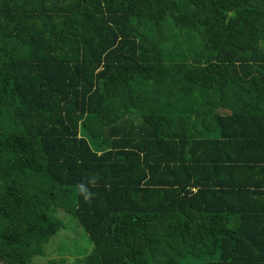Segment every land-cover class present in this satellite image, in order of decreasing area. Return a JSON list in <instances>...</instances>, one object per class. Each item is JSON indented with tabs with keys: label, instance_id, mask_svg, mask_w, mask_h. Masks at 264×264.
Listing matches in <instances>:
<instances>
[{
	"label": "trees",
	"instance_id": "trees-1",
	"mask_svg": "<svg viewBox=\"0 0 264 264\" xmlns=\"http://www.w3.org/2000/svg\"><path fill=\"white\" fill-rule=\"evenodd\" d=\"M53 209L73 264H264V0H0V264Z\"/></svg>",
	"mask_w": 264,
	"mask_h": 264
},
{
	"label": "rangeland",
	"instance_id": "rangeland-1",
	"mask_svg": "<svg viewBox=\"0 0 264 264\" xmlns=\"http://www.w3.org/2000/svg\"><path fill=\"white\" fill-rule=\"evenodd\" d=\"M52 213L62 227L48 240L42 257H35L30 264H73L74 259L86 254L90 243L77 221L59 209Z\"/></svg>",
	"mask_w": 264,
	"mask_h": 264
},
{
	"label": "clouds",
	"instance_id": "clouds-1",
	"mask_svg": "<svg viewBox=\"0 0 264 264\" xmlns=\"http://www.w3.org/2000/svg\"><path fill=\"white\" fill-rule=\"evenodd\" d=\"M94 195H95L94 193L89 192L87 195H85L84 198H85V200H89V199H91Z\"/></svg>",
	"mask_w": 264,
	"mask_h": 264
}]
</instances>
